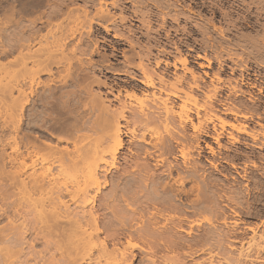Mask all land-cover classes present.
Wrapping results in <instances>:
<instances>
[{
	"label": "bare ground",
	"instance_id": "1",
	"mask_svg": "<svg viewBox=\"0 0 264 264\" xmlns=\"http://www.w3.org/2000/svg\"><path fill=\"white\" fill-rule=\"evenodd\" d=\"M78 1L81 6L70 7L79 5ZM185 1L0 0V12H4L0 16V223L6 220L0 224V264H189V257L204 253L209 254L207 260L193 264H213L215 255L222 256L218 264L264 262V244L259 243L264 241V232L256 234L250 227L254 234L244 249L242 238L234 236L236 231L224 229L228 227L227 203L219 201L225 196L237 206L238 199L226 196L220 189H227L212 181L217 178L207 177L201 170L202 162L191 154L195 151V157L201 159L206 149L215 155L217 151L206 137L218 150L232 151L234 156L241 152L239 147H231L241 136L226 135V126L250 137L252 143L246 145L264 148V140L259 141L260 136L249 131L245 123L224 118L252 116L241 111L240 102L238 105L233 99L245 93L250 101L256 100L251 90L255 84L245 81L243 65L238 77L227 79L228 93L222 95L224 87L219 83L226 78H221L220 69L209 77L207 86V72L198 73L189 65V54L180 49L182 40H173L167 32L164 38L160 30L151 27V19L161 20L160 25L167 21L170 14L163 10L169 7L175 11L172 19L179 21ZM253 1H247L242 9L243 22L252 18V6L248 5ZM125 2L131 3L132 16L145 25V32L128 30L126 35L120 27H110L116 17L111 8L120 7L125 12ZM140 5L149 8L144 11ZM89 8L94 9L92 14ZM34 11L39 14L28 18ZM229 18L227 11L219 19H207L219 30L217 44L228 37L214 21ZM260 18L264 16L256 20ZM93 24L106 34L114 31L115 42L126 41L132 51L140 49L139 37H146L149 46L143 45L144 49L123 59L127 67L138 72L124 70L132 79L125 90L121 84L115 85L117 81L108 83L96 77V64L83 58L96 52L97 40L90 37L98 36L101 30H93ZM193 25L207 41L214 42L199 22ZM249 27L254 28V24ZM185 30L187 39L189 25ZM258 35L259 31L240 34L243 42L238 41L239 47L246 51L250 43L256 53L263 51L264 32L259 41ZM163 38L168 43H163ZM151 44L158 49L157 54H153ZM167 44L174 46L177 57L166 50ZM171 56L173 60H169ZM197 57L206 61L198 67L211 65L206 54ZM135 58L137 62L132 64ZM110 68L121 69L114 64ZM55 72L60 75L54 77ZM93 84L106 86L107 91L94 92ZM243 85L249 91H243ZM257 90L261 92L260 87ZM158 128L162 134L153 136ZM44 137L71 147H59ZM222 137L229 138L231 145L221 144ZM119 161L128 165L122 168ZM150 161L159 165L158 169ZM206 161L217 168L215 161ZM187 181L192 182L189 188L185 187ZM106 186H110L109 192L104 193ZM193 189L196 192L192 195ZM203 222L208 228L203 229ZM237 222L232 221V226ZM189 224L200 230L194 239L181 235L191 232ZM235 241L240 242L239 248L233 246ZM214 249L215 254L211 253Z\"/></svg>",
	"mask_w": 264,
	"mask_h": 264
},
{
	"label": "rangeland",
	"instance_id": "2",
	"mask_svg": "<svg viewBox=\"0 0 264 264\" xmlns=\"http://www.w3.org/2000/svg\"><path fill=\"white\" fill-rule=\"evenodd\" d=\"M106 1H110V0H106ZM247 1H249V0H245V2L238 0V3L235 0H186L185 5L183 7L184 9L182 8L179 11L181 13L179 15L180 16L179 21H174L172 19V16L175 13V11H174V9L169 7V8H166L163 10V11L169 12V14H170L167 21L162 22L161 25L159 24V23H161V20H160V22H158V21H155V19H151L152 21H150V22H152L151 27L154 28L155 30H156V28L158 30H160L161 35L163 37H164V33L167 32L169 35H171L173 37V40H176L177 38L179 40H182L181 41L182 43L180 44L181 45L180 49L183 52H187L189 54V60H190L189 65H193V67L196 68L195 70L198 73H202L203 71L207 72L208 77H205V84L207 86L210 85V82H211L209 77H211L213 75V73L216 72V70L220 69L221 78L223 80H224V78H226L224 80L225 83L224 82L221 84L219 83V85L224 87L222 89L223 90L222 95H224V96H226V94L228 93V91H227L228 90V82L227 81L229 79L238 77L239 73H240L239 67H243V65H245V68H244L245 71H243V73L245 75V79H247L245 81H248V82L255 84V87L251 88V90L253 91V93H252L253 96H255L257 99L254 101H250L248 99V96L245 95V93H244V94H241L235 98L233 97L234 98L233 101H235L237 104L240 102L241 111L248 112V113L251 112L252 116L248 117L247 119H243V118L238 119L237 118L236 120L233 119L231 116H228V115L227 116L223 115V116H224L225 120H228V121L235 123V124H239V122L245 123L247 125V129L249 131H253V132L257 133L260 136L259 141H263L264 140L263 139L264 138V61H261V60H264V52H263L264 50L258 51V49H259L258 48L257 49L258 52L256 53V51H254L256 49H254V47H252V44L249 43V45L247 44L246 51L245 50L243 51L242 50L243 48L239 47L240 43H238V41H240V39H241L240 34L241 35L242 34L252 35V34H256V31H257V33L259 31V35L257 37V40L259 41L260 35L264 32V19L260 18V19L256 20V17L257 16H262V17L264 16V0H254L253 3L248 5V6H252V10H251L252 18L249 22H243L240 19L245 14L242 9L246 8L245 6H247V4H246ZM241 2H242V4H240ZM81 3H82L81 1H80V3L78 1L79 5H75V4L72 5L71 4L70 7L72 8V7H76V6H81L82 5ZM124 5L127 6V9H125V12H121L120 7L111 8V7H109L110 5H108V7L111 8V12L113 14L116 13L115 14V16H116L115 17V23L114 22L111 23L110 27H113V26H115L117 28L120 27L119 29H121V31L125 32L126 35H127L126 31H128V30H133V31L136 30L138 32L139 31L145 32L146 31L145 25H143L139 19L137 20L134 16H132L131 10H133V7L131 6V3L125 2ZM146 6L140 5L139 9L141 8L142 10L145 11L147 8H149V6L148 7H146ZM145 7H146V9H145ZM180 7L181 6H178V8H180ZM40 10H44V9L41 8ZM89 10L91 11V14L94 11L93 8H89ZM38 11H34V12L28 14V16H29L28 18L38 15L40 12V11L39 12ZM227 11L230 14L229 19H225V20H221V21H218V20L214 21L215 26L222 28L225 31L226 36L228 37V39H227V37L224 38V40H226V39L227 40L224 42L222 41V43L220 45V44H217V41H218L217 39H219V41H220V35L218 33L219 30H214L213 27L207 23V19L211 18L212 16H215L217 19H219V17ZM2 12H0V16L4 15V12H3V15L1 14ZM121 15L125 17V19L123 21H120V19H119V17ZM231 19L233 22L231 21ZM196 22H199L200 25L203 27V29L206 28V32L208 31L207 33L211 34L212 37H214L213 40L214 39L216 40V41L214 40L215 43L213 41H207L205 39L203 33L198 31L201 29L197 30L194 27L193 24H195ZM252 23L254 24V28L249 27V26H251ZM188 25H189V35L190 36L187 37V39H186V35H185L186 30L185 29ZM96 28H99L101 30V33H99L98 36L96 35V37H95V35L90 37V39H92L93 42L95 41V38L97 40V44H96V48H95L96 52L95 53L93 52L91 55L86 54L83 56V58L85 59V61L91 58L90 60L94 64H96V66H97L96 68L98 69V70L94 71V75H96V77H99L101 80H105L108 83H111V82L115 83L117 81L115 83V85H117L118 87H120L122 85L120 87L121 90H125L126 88H128V85L131 84V82H132L131 76H129V75H131L132 73H138V72H136V70L133 69V67H127L124 64L123 59H124V57L134 55L135 52H138V50L144 49V46L148 45L145 43L146 37H139L138 41H139V44H141V47H140V49L135 48V50L132 51L131 47L128 46V43L126 41L124 42V40H120L121 42H123L122 44H118L115 42L117 39H115L113 37L114 31H111L108 34H106L105 31L102 30L101 27H99L97 24H93V30ZM262 30H263V32H262ZM101 34L104 37H101L102 36ZM137 34L140 35L139 33H137ZM164 38L162 39L163 43H168L169 40L166 41ZM238 38H239V40H238ZM242 42L243 41L241 39V44H242ZM235 44H236V47H235ZM257 44L258 45L263 44L262 47H264V40L262 41V44L258 43V42H257ZM151 46H153V44H151ZM249 46L252 48L250 50L251 54L248 53V51H249L248 49H250ZM188 47H189V49H188ZM222 47L223 48L225 47V48L223 49ZM226 47H228V49ZM257 47H259V46H257ZM235 48H237V49H235ZM222 49L224 52L222 51ZM225 49L228 50L230 53H227V51ZM157 50L158 49L156 48V46H153V50H152L153 54H157ZM166 50L171 51L172 56H176V57L178 56V53L175 51L173 45L167 44ZM197 54L200 56H203L204 54L209 56L211 58V65L209 67H206V66H204L202 68L198 67V63L206 64V61L203 60L202 58L197 57ZM227 54H230V55L227 56ZM172 56L169 58V60H173L174 57H172ZM230 56L232 59L227 58ZM242 56H243V58H242ZM237 57H238V59H237ZM239 57H240V59H239ZM260 58H261V60H260ZM99 59H100V61H99ZM134 60L135 61H132V64H135L137 62L136 58ZM241 62L243 63L242 65H240ZM106 63H107V65H106ZM111 64L112 65L114 64V68L119 67L121 69H115L116 71H114L113 69L110 68V67H112ZM237 64L240 66H238ZM109 65H110V67H109ZM227 66H230V67H227ZM100 68H103L102 71H100ZM126 69H129L131 74H128V73L126 74V72L124 71ZM177 70H178V72H181L180 68H178ZM61 72L63 74V72H64L63 69L61 70ZM61 72H59V73H61ZM59 75H58V72H55L54 77L55 76L58 77ZM44 77L45 76H43V78ZM56 82H58V81H55V83ZM213 83L218 85L215 82H213ZM231 83L234 84L232 80H231ZM243 86H242L243 91H245V92L249 91V88L247 86H245V85H243ZM257 87L261 88V92H258ZM93 90H94V92H103V91L106 92L107 87L103 86V85H94L93 84ZM108 98H112L111 95H108ZM178 102H180V101L178 100ZM190 102L191 101H189V106L191 104ZM240 104H238V105H240ZM242 104L244 107H242ZM246 106L249 108H246ZM244 108H246V109H244ZM249 109H251V110L249 111ZM158 129L159 130H155L153 132V134H152L153 136H158L159 134H162L161 128H158ZM189 132H190V130H189ZM229 132L233 133V135H235V136L236 135L241 136V137H239L240 142L235 143L236 145L234 144L231 147H233L237 150L239 147V150L242 153L238 151L239 153H236V155L234 156L233 155L234 152L232 153V151L218 150L217 144L214 143L211 140V138L206 137L205 141L208 142L217 151L215 153V155H211V154L207 153L206 149L201 152V157H200L201 159H198L197 157H195L196 156L195 151H193L191 154L193 156L192 158H194L196 161L198 160V162L200 164L202 162V166L200 165V167L202 168L201 170H203L205 172L207 177L209 176L212 179L217 178V180H215V181L212 180V181L215 182L216 184L218 183L221 188L225 187L227 189V190L220 189L226 196H230V197L232 196L233 200H234V198L238 199L237 202H239V205H237V206H235L236 203L233 204L234 202L230 199H227L225 196H224L225 200L222 199L223 200L222 201L219 199L220 200L219 202L220 203H224V202L227 203V206H225V208H226L225 210L227 212L226 223L228 224V227L227 228L224 227V229H230L234 233L236 231L234 236L237 239L239 237L242 238V245L244 248L246 246L248 247L249 244L247 242L250 241L249 239L254 234L253 233L254 231L256 232V234H260V233L264 232V148L260 149V148H256V147L246 145V144L252 143L250 137H246L245 134L239 133L236 129H232L230 126L229 127L226 126V130H225L226 135ZM46 138H48V137H46ZM150 138L155 139V137H150ZM48 139H51L53 141V143L56 142L59 147H62V146L64 147L66 145L68 147H71L70 144H68L64 141H56V139H52V137H50ZM125 140H126V138H125ZM228 140H229V138L222 137L220 143L224 144V145H231V144H228L229 143ZM226 142H227V144H226ZM201 144L204 145L203 142H201ZM123 151H125V150H123ZM218 156H220L221 159ZM231 156H232V158H231ZM224 157H225V159H224ZM206 159H208L212 162L215 161L217 168L212 167L206 161ZM119 162H122V161H119ZM231 163H233V164L235 163L234 167H232L230 165ZM149 164L152 167H154L156 165V164H154L153 161H150ZM126 165H128V164L122 162L120 166L123 168ZM155 167L158 169L159 165L158 166L156 165ZM241 175H243V178ZM254 178H256V179H254ZM185 184H186L185 187L189 188L190 185L192 184V182L187 181ZM230 184H232L233 186H231ZM237 186H238V189H237ZM106 187H105V189H103L104 193L105 192L107 193V191L109 192L110 186H106ZM234 187H235V189H237L236 190L237 192L235 191ZM229 189H231V190L229 191ZM217 190H219V188ZM221 191H220V193H222ZM224 191H226V193ZM238 191H240V193H238ZM195 192H196V190L193 189L192 195ZM192 195L191 194L189 195V199H192V197H193ZM229 200L231 201V203L233 202L232 204L230 203L231 204L230 207H229V202H230ZM233 211H236L235 213H237V214L235 215ZM106 213L108 216L111 215V213L109 211ZM231 214L233 216H231ZM195 218H199V216H190V219H195ZM235 220L238 221L237 222L238 225L236 224L237 226L236 225L232 226V224H233L232 221H235ZM3 222H4V220H2L0 224H2ZM5 222H6V220H5ZM203 223H204L203 229L208 228L207 223H205V222H203ZM219 224H221L220 221H219ZM192 226H190V224H189V230H191L190 233L181 232V235L188 236V237H190L189 239H194L195 237H197L200 230L197 227V225L194 224ZM235 226H236V228H235ZM250 227L254 229L253 232L251 229H249ZM186 228H188V227H186ZM263 242L264 241H259L260 244L261 243L264 244ZM232 244L235 247L237 246L236 248L240 247L239 241H235ZM37 248H40V246H37ZM246 248H244V249H246ZM214 252L216 253L217 250L214 249V251L213 250L211 251V253L215 254ZM208 256H209L208 253L197 254V255L194 254V255H192V257H189L188 263L193 264V263H195V260L197 261V260H201V259L207 260ZM221 257H222L221 255H220V257H219V255L213 256L212 257L213 264H216V262L218 264V262L221 261V259H222ZM262 257H264V252L262 253ZM256 264H264V262H260V263L257 262Z\"/></svg>",
	"mask_w": 264,
	"mask_h": 264
},
{
	"label": "flooded vegetation",
	"instance_id": "3",
	"mask_svg": "<svg viewBox=\"0 0 264 264\" xmlns=\"http://www.w3.org/2000/svg\"><path fill=\"white\" fill-rule=\"evenodd\" d=\"M188 49H189V47H188ZM227 67H230V66H227Z\"/></svg>",
	"mask_w": 264,
	"mask_h": 264
}]
</instances>
